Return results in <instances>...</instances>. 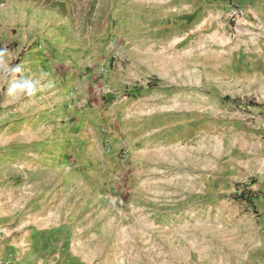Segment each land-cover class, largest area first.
I'll return each instance as SVG.
<instances>
[{
  "label": "rangeland",
  "instance_id": "rangeland-1",
  "mask_svg": "<svg viewBox=\"0 0 264 264\" xmlns=\"http://www.w3.org/2000/svg\"><path fill=\"white\" fill-rule=\"evenodd\" d=\"M128 3L0 0V30L35 24L73 79L98 89L81 133L55 128L47 153L18 159L22 194L85 202L93 214L69 224L72 243L102 264H264V78L246 90L222 67L182 63L173 33L131 30ZM134 40L163 56L129 57ZM103 129L126 139L125 157L105 152Z\"/></svg>",
  "mask_w": 264,
  "mask_h": 264
},
{
  "label": "crops",
  "instance_id": "crops-1",
  "mask_svg": "<svg viewBox=\"0 0 264 264\" xmlns=\"http://www.w3.org/2000/svg\"><path fill=\"white\" fill-rule=\"evenodd\" d=\"M127 1L131 30L148 35L173 33L174 44L181 45L176 56L182 63L197 69L205 63L222 67L232 79L245 82L246 90L264 78V0ZM153 41L143 43L145 49L140 51L141 44L134 40L129 57L148 62L163 56L148 49ZM53 55L35 24L14 32L0 30V58L6 64L0 71V264H102L97 257L89 260L87 250H78L72 243L74 232L69 224L79 216L93 214L86 203L78 207L72 203L74 196L66 199L67 191L63 194L66 198L57 199L54 190L47 189L25 197L24 171H16L23 170L18 159L25 154L37 157L40 145L47 147L45 153L49 151L57 140L55 128L79 125L81 133L85 118L92 117V108L85 105L93 98L97 101V85L87 79L81 86L68 64L57 62ZM76 87L82 96L75 95L78 101L74 100L72 115L66 92L72 94ZM64 118L67 122L60 123ZM69 137H61L62 142ZM79 139L83 141L80 144L86 143L85 136Z\"/></svg>",
  "mask_w": 264,
  "mask_h": 264
},
{
  "label": "built area",
  "instance_id": "built-area-1",
  "mask_svg": "<svg viewBox=\"0 0 264 264\" xmlns=\"http://www.w3.org/2000/svg\"><path fill=\"white\" fill-rule=\"evenodd\" d=\"M232 20L236 21V12L232 13ZM104 136L101 141L104 150L108 154H116L119 157H125L128 154L129 148L126 139L119 138L116 143L108 136L106 129H103Z\"/></svg>",
  "mask_w": 264,
  "mask_h": 264
},
{
  "label": "trees",
  "instance_id": "trees-1",
  "mask_svg": "<svg viewBox=\"0 0 264 264\" xmlns=\"http://www.w3.org/2000/svg\"><path fill=\"white\" fill-rule=\"evenodd\" d=\"M243 200H245V201H252V198L250 197V195H246L245 193H242V194H240L239 195Z\"/></svg>",
  "mask_w": 264,
  "mask_h": 264
}]
</instances>
